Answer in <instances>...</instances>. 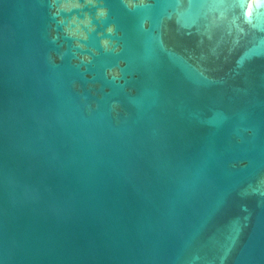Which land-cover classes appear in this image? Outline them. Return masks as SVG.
I'll return each mask as SVG.
<instances>
[{
  "label": "water",
  "instance_id": "1",
  "mask_svg": "<svg viewBox=\"0 0 264 264\" xmlns=\"http://www.w3.org/2000/svg\"><path fill=\"white\" fill-rule=\"evenodd\" d=\"M0 264H264V0H0Z\"/></svg>",
  "mask_w": 264,
  "mask_h": 264
}]
</instances>
